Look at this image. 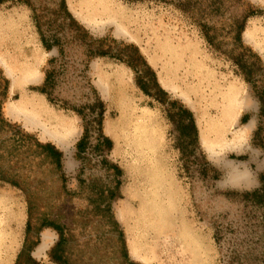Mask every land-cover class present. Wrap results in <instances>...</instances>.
<instances>
[{
  "label": "rangeland",
  "instance_id": "1",
  "mask_svg": "<svg viewBox=\"0 0 264 264\" xmlns=\"http://www.w3.org/2000/svg\"><path fill=\"white\" fill-rule=\"evenodd\" d=\"M58 2L32 1L49 49L26 4L0 3V15H20L24 29L19 43H0V264H25L28 256L38 264H59L49 254L59 238L50 221L66 232L63 255L70 264H162L132 218L138 204L130 196L140 191L131 148L114 129L122 118L120 102L98 85L101 75L112 72L129 84L137 108L153 116L204 264H230V252L244 264H264V213L249 197L264 177V0H101L100 9L87 0H65L72 18L58 13ZM170 47L197 51L209 78L238 88L244 106L221 137L214 92L205 87L197 93L175 71ZM35 60L34 81L10 88L5 65ZM45 71L54 79L49 98L39 91ZM21 98L39 103L36 122L12 110ZM171 101L195 120L198 144L184 152L179 126L187 121H169L165 108ZM100 103V134L110 146L99 140ZM84 127L88 137L79 152ZM123 134L130 137L131 129ZM47 143L61 152L59 169L40 147ZM108 191L115 193L110 199Z\"/></svg>",
  "mask_w": 264,
  "mask_h": 264
},
{
  "label": "bare ground",
  "instance_id": "2",
  "mask_svg": "<svg viewBox=\"0 0 264 264\" xmlns=\"http://www.w3.org/2000/svg\"><path fill=\"white\" fill-rule=\"evenodd\" d=\"M88 2L98 9L103 7L101 0H87ZM22 22V17L18 14L0 15V43H19L18 41L24 37ZM116 22L114 21V24ZM121 30L123 31V28ZM164 43L170 42L165 41ZM196 52L186 47L180 50L170 47L167 54L175 71L181 72L183 79L194 83L197 93L202 94L205 87L211 88L214 92V99L219 104L217 137H221L227 127L225 125L232 120L236 109L241 104L244 106L245 101L236 86L227 84L222 88L217 77L209 78L202 67L204 59L199 56L200 61L197 60ZM36 62L37 60L14 65L4 64L5 71L10 78V88L35 79ZM12 74L17 75L13 76ZM98 85L105 96L114 95L120 102L122 118L115 123L114 129L120 139L124 140L131 148L132 166L135 170L134 174L138 178L137 188L140 191L139 194L130 196L131 201L138 204L137 211L132 215V218L135 219L136 227L149 245L153 257L160 260L162 264H204L205 252L198 232L192 228L185 217L181 194L169 169L167 154L153 116L146 110L137 108L139 100L135 98L129 84L121 75L115 72L101 75ZM12 110L18 112V115L24 116L29 122H36L37 111L41 108H39V103L34 100L21 98L16 103L15 109ZM46 116L51 121L55 119L50 114ZM125 129H131L130 137L123 134ZM59 131L61 130L59 129ZM58 135L56 136L58 137ZM240 135V132L239 134L233 133L230 142L232 146L238 144ZM128 192L130 193V191ZM47 241L48 238L43 237L42 243L37 247L38 254L45 249Z\"/></svg>",
  "mask_w": 264,
  "mask_h": 264
},
{
  "label": "trees",
  "instance_id": "3",
  "mask_svg": "<svg viewBox=\"0 0 264 264\" xmlns=\"http://www.w3.org/2000/svg\"><path fill=\"white\" fill-rule=\"evenodd\" d=\"M6 1H11V0H0V3L6 2ZM19 2H22L24 4H26L32 11L33 13V17H34V21L36 24V27L39 31L40 37H41V42L44 45V47L46 49H49L50 47L46 44L45 39L43 37L42 32L40 31L41 29V11L40 8L37 7L36 5H34L32 3L33 0H17ZM58 13H64L66 15H68L70 18L71 15L69 14V11L67 10L66 4H65V0H59L58 2ZM57 13V15H58ZM78 27L82 28L80 25H78ZM149 69V67H148ZM149 74H150V78L151 79H155V73L149 69ZM53 74L50 71H45V76L42 82V86L39 88V91L46 95L47 98H49V90L52 88L53 86V78H52ZM138 79V78H137ZM137 85L139 87L142 88V84L139 81V79L137 80ZM159 92H161L162 94H166L164 91H162L161 89L158 90ZM159 101L163 104L166 105L167 103L165 101H162L159 98ZM264 105V103H261ZM100 108V112H99V119L97 120V126H98V133H99V140L101 138V141L104 142L105 144H107L108 146H110V141L108 138L106 137H102L100 132H101V121H102V114H103V106L102 103L99 104ZM174 109H177V112H173ZM165 112H166V116L169 119V121L171 122H175V118L178 117L179 119H181V116L183 117V119H185L187 122L186 124L181 123L179 126V130L181 132H183V137L186 138V140H183V147L179 146V150L181 152H184V149L187 148L189 145L194 144L197 145L198 141H197V130H196V125H195V120L193 117V114L191 111H189L186 108H183L181 105H179L177 107V101H171V103H169V107L165 108ZM177 125H179L178 122H175ZM87 137H88V129L87 127H84L83 129V134L80 138V140L77 142V150L80 152L84 149L85 144L87 142ZM40 147L47 153V155H49V157H51L53 159V163L55 164V166L59 169L60 168V157H61V152H59L53 145L47 143L44 145H40ZM261 185L260 187L253 191L252 193L249 194L250 199H252L255 203H258L262 206L263 209V213H264V177H261ZM103 191L100 190V194H102ZM114 192L112 191H108L106 198L113 197L114 196ZM106 210H110L109 207L106 208ZM115 225V228L117 229V223L114 221L113 222ZM50 226H52L58 233L59 238L58 241L56 242L55 246L51 249L50 251V257L58 262L59 264H70L67 259H64V245H65V241H66V232L64 231L62 226H58V225H54V223H52L51 221L48 223ZM68 234V233H67ZM214 240L216 241V243L218 244L220 242L219 236L217 233H215L214 235ZM20 257V254L17 257V262L18 259ZM228 260L227 262L230 264H234V262L236 264H244L242 262V260L237 257V255L233 252H230L228 255ZM25 264H38L36 261H34L31 257H27V259L25 260Z\"/></svg>",
  "mask_w": 264,
  "mask_h": 264
}]
</instances>
